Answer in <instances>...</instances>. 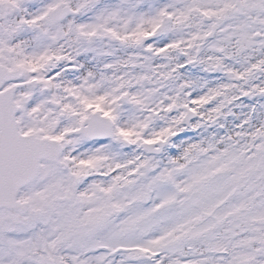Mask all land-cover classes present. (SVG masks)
<instances>
[{
    "label": "snow or ice",
    "instance_id": "snow-or-ice-1",
    "mask_svg": "<svg viewBox=\"0 0 264 264\" xmlns=\"http://www.w3.org/2000/svg\"><path fill=\"white\" fill-rule=\"evenodd\" d=\"M0 264H264V0H0Z\"/></svg>",
    "mask_w": 264,
    "mask_h": 264
}]
</instances>
